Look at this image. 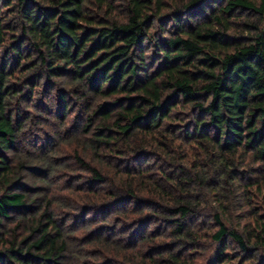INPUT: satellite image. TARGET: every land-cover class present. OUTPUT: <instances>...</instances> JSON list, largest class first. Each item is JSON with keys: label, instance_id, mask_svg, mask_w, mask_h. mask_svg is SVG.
Here are the masks:
<instances>
[{"label": "trees", "instance_id": "16d2710c", "mask_svg": "<svg viewBox=\"0 0 264 264\" xmlns=\"http://www.w3.org/2000/svg\"><path fill=\"white\" fill-rule=\"evenodd\" d=\"M242 157L264 206V0H0V264H264Z\"/></svg>", "mask_w": 264, "mask_h": 264}, {"label": "rangeland", "instance_id": "374dc122", "mask_svg": "<svg viewBox=\"0 0 264 264\" xmlns=\"http://www.w3.org/2000/svg\"><path fill=\"white\" fill-rule=\"evenodd\" d=\"M164 1L167 4V8H169V7H174L175 5H178L185 0H164ZM68 120L72 121L73 115H71L68 118ZM183 147L187 148L186 154L188 158H190L188 160L191 161L195 159L196 162L198 163L200 162L199 161L200 159H203V156L205 153H204V150H202L201 148H198L190 143H187L186 141H183L181 143V149ZM73 148H75L74 143L73 144L67 143V144L61 145V148L59 149L60 159H63L64 162L67 163L66 170L70 171L68 175L67 173L65 174L66 177L64 176L60 177L58 181L55 183V185L52 187V192L58 194L56 196H59L60 201H65L66 197L68 198V200H70V197H71L72 201L75 198H77L75 194H70V193L67 194V191L64 189L65 182L70 180L69 183L73 182V185L81 184L84 182V180L89 175V173L87 171H84L82 168H79L77 166L73 167L71 165L73 162V158H72ZM90 157H93V156L90 155L88 157V160L96 164L97 160L95 159L92 160ZM243 165L244 167H242ZM249 166H251L252 169H250ZM240 167L244 168V171L243 173L241 172V175L239 173L240 178H238V183L235 185V189L240 190V197H236L233 200V203H236L237 201H239L238 204H235L233 207H235L234 209L236 211L235 213L240 212V214H244V219L242 220L244 223V222L249 221L250 219H253V216L251 214L255 213L254 209L258 210L259 215L263 216L264 214V206L262 205V193L261 194L258 193L259 190L256 189V186H255V182L257 180L256 176H259L260 173H263L262 172L263 169L261 168L263 166L261 165V162L259 161L256 162L251 159L248 160L242 157L236 160V170H238ZM73 176L74 178H71ZM228 187L230 186L228 185ZM63 194L65 195V197H62ZM208 204L211 206L213 203L208 202ZM78 219L81 220V218H79V214L77 215V221H80ZM238 219L234 217L235 222H237ZM86 233H88V230L84 227L77 231V235H85ZM205 241H204V244L206 245H204L205 247L204 252L205 254H210L211 251L213 252L212 250L213 248L211 247V241L209 239H206Z\"/></svg>", "mask_w": 264, "mask_h": 264}]
</instances>
